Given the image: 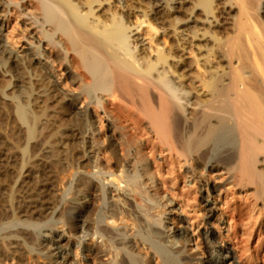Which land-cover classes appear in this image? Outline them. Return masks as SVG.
Listing matches in <instances>:
<instances>
[{
    "label": "bare ground",
    "instance_id": "1",
    "mask_svg": "<svg viewBox=\"0 0 264 264\" xmlns=\"http://www.w3.org/2000/svg\"><path fill=\"white\" fill-rule=\"evenodd\" d=\"M32 1L0 0V16L4 7H13L25 19L26 38L33 39L22 45L21 57L15 49L21 39L4 40L0 25L8 90L16 94L24 82L22 68L21 76L14 72L18 59L37 61L47 70L33 108L57 103L73 122L54 133L47 107L36 113L26 136L31 151L23 156L21 140L0 132V182L17 173L11 199L10 183H0V264L14 263V255L23 264L34 257L73 264L54 237L44 235L59 230L60 238H76V249L86 238L101 240L86 251L94 260L101 256L99 264H260L259 251L241 253L229 244L233 227L225 221L228 204L221 198L225 190L253 192L251 217L263 228L264 0ZM74 70L89 80L77 94L63 87ZM104 97L129 106L132 119L120 105V159L102 152L96 173L78 165L75 176L60 174L67 164L63 139L83 140L82 162L94 163L88 140L96 133L93 127L88 136L83 132L93 124L91 105L112 123ZM224 143L236 152L225 167L214 160ZM156 156L160 165L153 168ZM222 176L224 184H218ZM183 178L184 188L201 195L200 203L180 191ZM91 191L104 207L97 215L93 211L87 228L78 227L74 222L86 212L81 203ZM243 232L251 242L254 235ZM186 244H193V254L185 252Z\"/></svg>",
    "mask_w": 264,
    "mask_h": 264
},
{
    "label": "rangeland",
    "instance_id": "2",
    "mask_svg": "<svg viewBox=\"0 0 264 264\" xmlns=\"http://www.w3.org/2000/svg\"><path fill=\"white\" fill-rule=\"evenodd\" d=\"M29 1H30V3L32 2V4H34L32 0H29ZM2 11L4 13L1 12L2 16H0V25L2 26V29H3L2 30L3 39L6 40L7 36L13 37V38L15 37L16 39L17 38L21 39V41H19L20 43H18L19 45H17L15 49L19 53V56L20 55H21V57L26 56V53L23 52V49L21 47H22V45H26V43H30V41H29L30 39L33 42V39L29 38V40H28L25 36V35L29 34V32H27V30L25 31V19L19 18L18 17L19 15H17V14H19V12H16V10L13 7H9L8 9L6 7H4ZM23 37H25V38H23ZM26 39L28 41H26ZM163 44H164V46L165 45L168 46L167 45L168 41L165 40ZM26 47H29V46H26ZM18 60H19V62H18V64H16L15 69H14L15 71L14 70L13 71L15 72V74L17 71L18 75H20L21 74L20 70L22 68V70H23L22 74L24 75V82H23V84L22 83L18 84V85H20V87H19L20 89H19V92L15 94V93H13L14 90H11V91L8 90V88H9L8 86L10 84L11 78L5 74L4 70L7 68V66L4 64L5 66L3 65V67H2L3 63L1 62V59H0V132L3 134H6L9 137L11 136L10 138H12V137L15 139L19 138L21 140V141L19 140L20 142L17 141L20 143V144L18 143V146H19L18 147V151H19L18 155L21 154V156H23V154L29 155V153L31 151L30 146H28L29 144L27 143L28 140H27L26 136L28 135V132H30V130L34 129V126L32 123L33 120L31 121L30 118L33 119L34 116H36V113L43 112L45 107H47L48 111L52 115H54V122H55L54 126H53L54 133L59 132L62 129L65 130L66 127H69L70 125H72L73 121H72L71 117L69 115H67L65 110H63L57 103H51L50 101H48V102H46V105L45 104H37L33 108L32 104H31V100H32L33 96L38 93V90L40 89V84L43 83L41 81H44L42 79L45 78L44 72L47 69H43L40 66V64L37 63V61H29L27 57L22 58L21 59L22 61H20V59H18ZM22 62H23V64H24V62L26 64H24V65L22 64L21 65L22 67H21L19 64H21ZM4 67H6V68H4ZM61 69L58 68V71H61ZM22 78H23V76H22ZM82 78L83 77L74 70V72L70 75V78L67 81L68 86L67 85L63 86L65 89L64 91L67 93H74V94L80 93L82 88L84 87V85L87 83L86 81L89 82L88 79L84 80ZM73 80H77V84H74ZM25 82H27V83H25ZM37 88H39V89H37ZM17 95H19L20 97ZM10 97L12 99H9ZM102 100H103L102 102H105L108 109L110 108V112H112V114H111V117L113 119L112 123H109L105 119H103L104 114H103L101 109H97V108H95L94 105H91L89 111H90V115L92 117L91 119H92L93 124H92V126L88 125L87 127H85V129H87L88 131L84 129L85 131L83 132V134L85 136H88V134L90 133V129H91L90 127H93L94 132L96 133V135L93 136V138L90 137L88 140L89 141L88 145L90 147L92 146L94 148L93 149L91 147L92 149H89L90 151L94 150L93 152L90 153L91 154L90 156L93 157L92 159H93L94 163H91L92 164L91 165V164H89V162H87V163L82 162L83 158H82V155L80 154L81 153L80 151H82V149L84 147L83 140H79V139L78 140L77 139L65 140V139H63L62 141L63 142L65 141V143L67 144L66 150H67L68 161L66 159L67 164L64 165V167L66 169L64 167H62L63 170H60V171H62V173H60V174L66 175V174L70 173L72 175V173L74 172V176H75V174L78 171V170H76V168H78L80 165H82V167L83 166L85 167L86 165L88 167H92L93 169L92 168L91 169L93 170V172L95 171V173H96L97 168H95V170H94V167L97 166L96 158L99 156H100L99 158H101L102 152H107L111 155L110 152L112 151L113 155L116 154L115 158L120 159V121H119L120 120V117H119L120 105L124 109L127 105L125 107H123V105H122L123 103H120V100H114L113 101L109 97H104ZM127 107H129V106H127ZM17 110L18 111L26 110L28 112L27 115L29 114V116H30L29 118H27L28 120H25L24 118L22 119V117L20 116V113ZM125 110H126V112H125L126 114L124 113V116L132 119L129 115L130 113H129L128 108ZM115 116H117L118 118L117 117L114 118ZM102 122H104V124H102ZM15 134L20 135V136H17V137L13 136ZM21 136H22V138H21ZM90 139H91V142H90ZM58 141H59V139L57 140V142ZM55 143H53V144H55ZM228 144L224 143L223 149L221 146L219 148V152H217L216 155H214V160L217 161L218 163H220L223 167L227 166V164H229V162H231V160L234 159L233 155L234 156L236 155L235 148L232 146H230V147L227 146ZM225 146H226V148H225ZM232 149H234V150H232ZM94 156H95V158H94ZM118 156H119V158H118ZM19 158H20V160L18 161L19 162L18 166L22 160L21 157H19ZM158 165H160V157L156 156V159H154V161L152 160V167L155 168ZM68 166H69V168H68ZM112 167L115 168L114 164H112ZM181 172H184V169ZM223 173H225V172H223ZM70 174H69V176H70ZM13 176L14 177L8 178L9 180L7 178L6 179L2 178L1 179L2 181L0 182L1 184L4 183L3 185H5V184L8 185L10 183L9 184L10 186L8 185L9 186L8 189H10L9 190L10 192H8V190L6 191L7 193H9L8 194L9 199L12 198L11 186L12 187L14 186L13 180L16 179L15 177L17 176V173H15V175H13ZM223 178H224V176H222V178L217 177V183L218 184H224L223 183L224 181H222ZM185 181L188 182L185 178H183L181 183H180V191L184 194V196H186V199H189L191 201H195V203H194L195 205L197 204V202L200 203L201 202V195L196 193L195 190H188L187 188H184L185 183H186ZM225 191L223 192L222 198H221L223 202H226L228 204L227 208L225 209V217L224 218H225L226 223L231 224L233 227V230L231 231V233H228L229 235L226 234V235L230 236V238L232 240L229 244L236 247L237 250L241 253H246V250L249 247L252 248V251L254 250L255 253L257 251H259L260 255L259 256L256 255V256L259 259L260 264H264V255H263L264 254V239H263L264 238V214H263L262 218L260 219V221L263 223V228H260V225L255 224L257 216L255 215L254 217H251L252 216L251 215V204H253L254 200H255L253 198V195H251V194H253V192H250L251 194L249 192L244 193V191L241 192V190H238V189L237 190L231 189L230 191L227 190L226 192ZM163 193H165V192H163ZM233 195L235 196L234 199L232 198ZM87 196H88V198L86 200H83L81 203L82 205L87 206L86 212L84 214H82V216L77 218L74 222L78 227H81L83 225L84 228H87V226L89 224H91L90 220L92 218H94L95 214L97 215L99 213V210H101L104 207V202H102V200H100L99 193H97V192L95 193V192L91 191V192H88ZM167 196L169 199H171L169 195H167ZM67 200H69V199H67ZM88 208L92 212L89 211L87 213ZM93 211L95 212V214ZM92 213L94 216L92 215ZM68 217L72 218L71 215L70 216L68 215ZM182 218L188 224H191L194 221L193 217L188 216V215H182ZM244 224H245V227H244ZM9 226L10 225H4L5 228H7ZM240 227H242V229ZM243 227H244V230H243ZM245 229L254 235V238L252 239L251 242H249L248 241L249 239L247 238V237H249V234H248V236L244 235L243 231H245ZM59 231L57 232L56 235L55 234H52V235L48 234V232L45 231L44 235L49 237V238L54 237V239L56 241L55 243L58 242V244H59L58 248L59 249L61 248L60 252L63 250L62 252L64 254L68 255V258L72 259L73 264H86V263H88V264H99L100 262H102L101 256H98L96 258V260H94L95 257H93V256L88 257V253L86 252L87 249H89V248L95 249L96 247L100 246L101 240H97V239L94 240L91 238H86L85 241L82 243L81 247L79 249H76L72 245V243L75 241L76 238L74 239V237H72V235H71V237H70V235H65L64 239L60 238L61 234L64 231H62V230H59ZM190 233L191 232H188L189 237L192 236V234H190ZM191 238L195 239L196 236L194 235ZM260 238H262L261 239V241H262L261 245L258 244ZM54 247L52 248V251L56 250L57 245H55ZM184 247H185L184 248L185 252H187L188 254H193L195 252L193 249V244H186ZM78 250L80 253L79 257L76 256ZM35 253H36V250H35L34 254ZM14 257L16 260H14V263H12L13 261L10 260V264H15V263L23 264V261L25 259L22 260L17 255H14ZM200 259L202 261H205V260H207V256L206 257H200ZM96 261H99V262H96ZM237 261L239 262V259ZM25 262H26V264H28V263H30V264H46V262L44 260H42V259L39 260L37 257H34L32 260L27 259V261H25ZM25 262H24V264H25ZM252 263L255 264V261H252ZM195 264H199V263L196 262Z\"/></svg>",
    "mask_w": 264,
    "mask_h": 264
}]
</instances>
